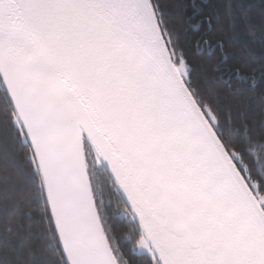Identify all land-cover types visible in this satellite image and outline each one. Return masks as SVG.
<instances>
[{"label": "snow or ice", "instance_id": "6c2138e0", "mask_svg": "<svg viewBox=\"0 0 264 264\" xmlns=\"http://www.w3.org/2000/svg\"><path fill=\"white\" fill-rule=\"evenodd\" d=\"M0 264H264V0H0Z\"/></svg>", "mask_w": 264, "mask_h": 264}]
</instances>
